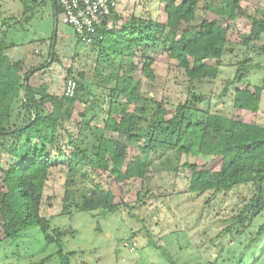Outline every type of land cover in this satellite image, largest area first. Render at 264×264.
<instances>
[{
  "label": "rangeland",
  "instance_id": "obj_1",
  "mask_svg": "<svg viewBox=\"0 0 264 264\" xmlns=\"http://www.w3.org/2000/svg\"><path fill=\"white\" fill-rule=\"evenodd\" d=\"M241 5L251 16L264 18V0H241ZM232 8L233 0H203L198 21H228ZM114 13L109 30L129 20L167 26L161 0H118ZM230 24L222 58L208 60L219 69L216 76L191 79L177 60L158 53L151 78L142 72L143 50L129 56L116 53L108 39L101 48L79 41L73 29L56 17L53 0H0V46L27 69L22 81L27 77L33 87L45 85L59 98L67 97L68 80L76 84L73 96H68L74 100L65 102L57 141L48 148L54 162L40 210L49 233L69 257L68 264H264V240L251 245L264 226V209L252 204L254 185L192 193L190 165L202 169L210 158L165 146L164 131L155 132L158 142L149 152L143 151L151 142L160 107L168 121L187 101L191 105L186 115L193 120H205L207 113H213L264 127V94L257 111L236 110L233 82L237 77L241 86L264 84L262 42L243 44L252 24L247 16L239 15ZM189 28L183 23L181 30ZM161 32L163 39L173 37L170 28ZM180 36L181 31L175 35ZM130 67L136 69L141 86L139 99L127 111L136 115L134 132L140 139L130 143L122 173L134 157L147 162V172L144 178L118 179L89 161L96 156L113 104L112 116L121 117L127 98L115 95L113 89L118 73ZM19 92L11 106L14 128L31 120L21 102L25 92ZM42 108L49 113L53 106L44 103ZM207 139L214 142L210 135ZM2 159L1 167L14 162L7 154ZM109 192L114 211L79 207L86 198H104ZM131 239L136 241L133 248ZM58 250L57 243H47L39 226L33 225L0 242V264H61Z\"/></svg>",
  "mask_w": 264,
  "mask_h": 264
},
{
  "label": "trees",
  "instance_id": "obj_2",
  "mask_svg": "<svg viewBox=\"0 0 264 264\" xmlns=\"http://www.w3.org/2000/svg\"><path fill=\"white\" fill-rule=\"evenodd\" d=\"M202 1L183 0L177 3V0H161L162 8L167 14V26L154 21L137 23L129 20L109 30V22L105 20L98 30L102 38L97 36L93 45L101 48L108 39L116 53L134 56L138 49L143 50L142 72L151 78L154 77L152 64L158 53L177 60L189 78H206L216 76L219 72L208 60L222 58L228 42L230 21L239 15H245L252 24L243 44L255 45L262 42L264 51V18L251 16L242 7L241 0H233L230 20L203 19L199 22L198 11ZM114 17L116 14L113 12L111 18ZM183 23L189 24L190 28L182 31ZM165 28L172 29L173 37L163 39L159 36V32L163 33ZM179 31L181 36L177 38L175 35ZM135 70L130 67L118 73L113 92L115 95L119 93L125 96L127 102L122 106L120 119L112 116L114 104L112 105L110 114L105 119V134L99 139L96 156L89 161L92 166L110 170L118 179L144 178L147 172V162L134 157L128 163L126 172L122 173L130 143L140 139L134 132L136 115L127 111V106L140 96L141 81L136 78ZM25 74V66L21 62H13L3 46H0V161L3 162L2 157L6 154L14 161L7 167L0 166V242L16 238L24 229L38 225L45 241L56 242L59 246L61 264H68L69 257L62 253L60 242L49 233L48 221L40 215V210L48 172L54 162L48 148L56 143L59 136L65 102L73 101L75 97L59 98L51 95L45 85L33 87L28 83L27 77L22 81ZM239 80L236 77L233 81L237 85L235 109L257 111L264 94V84L241 86ZM20 90L25 92L21 102L31 120L14 128L10 126L11 106L17 100ZM44 103L52 104L51 112H45L42 108ZM190 105L191 102L187 101L179 106L176 116L168 121L165 120V109L160 107L158 119L150 134L151 142L143 151L149 152L158 142L155 132L164 131L162 143L165 146L179 152L201 153L210 158L202 169L198 165H190V192H226L241 185L252 184L256 188L252 204L258 210L264 209V127L213 113H207L205 120H193L186 115ZM165 123L167 128L164 129ZM209 135L214 139L213 143L208 142ZM75 149L82 155L87 154L79 150V147L75 146ZM76 157L77 154H74L72 164L76 163ZM79 207L85 211L105 209L111 212L116 209L111 192L104 198L92 195ZM257 235L251 245L264 240V226Z\"/></svg>",
  "mask_w": 264,
  "mask_h": 264
},
{
  "label": "built area",
  "instance_id": "obj_3",
  "mask_svg": "<svg viewBox=\"0 0 264 264\" xmlns=\"http://www.w3.org/2000/svg\"><path fill=\"white\" fill-rule=\"evenodd\" d=\"M118 0H53L56 17H61L62 22L73 29L77 38L86 44H93L99 35V28L103 22H110L112 13L117 9ZM67 96H73L76 84L68 80ZM131 247L136 245L131 239ZM130 242V241H129Z\"/></svg>",
  "mask_w": 264,
  "mask_h": 264
}]
</instances>
